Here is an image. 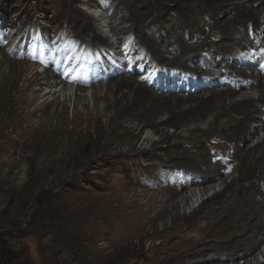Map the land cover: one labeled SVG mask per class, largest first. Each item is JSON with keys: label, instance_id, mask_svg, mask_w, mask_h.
Listing matches in <instances>:
<instances>
[{"label": "bare ground", "instance_id": "6f19581e", "mask_svg": "<svg viewBox=\"0 0 264 264\" xmlns=\"http://www.w3.org/2000/svg\"><path fill=\"white\" fill-rule=\"evenodd\" d=\"M118 3L123 6L117 8ZM263 3L264 0L105 1L102 5L108 12L115 13L117 9L124 12L114 16V20L120 21L112 22L115 34L123 42L135 36L149 50L153 64L148 65L142 58L132 73H110L106 69L101 77L91 74V78L84 80L64 71L69 57L65 56L60 65L56 64L55 55L44 60L40 56L32 64L30 60L38 50L46 55L59 51L67 43L75 60L83 59L88 45L112 47L109 39L97 30L94 17L86 11L72 4L64 6L60 24H68L69 31L65 33L72 42L58 41L53 36L58 46L52 49L44 45L49 27L40 26L32 31L33 25L26 32L20 19H13L11 14L0 22V103L1 92L6 90L9 96L18 95L21 104L30 106L33 114L40 112V116L47 118L54 113V105L61 104L65 109L67 103L60 101L56 91L49 90L41 96L42 87L37 90L33 85L46 81L48 87L62 85L66 89L73 83L78 91L77 103L86 100L83 91L93 89L100 122L93 155L84 154L78 161L65 163L71 167L85 165L88 169L96 163L110 164L112 170L123 168L125 175L124 182L107 188L106 192L102 189L94 202L92 199V203L77 210L78 214L68 217L73 225L83 224L82 229L91 226L97 231L94 264H230L239 258H246L247 264L250 261L247 257L264 243V198L259 189L264 179V136L248 143L260 132L264 134L263 67L262 64L256 67L261 63L258 59L264 62V30L259 26L264 20V6L258 8ZM170 9L179 16L170 18ZM127 20L131 23L129 27L124 25ZM8 23L12 28L6 33L4 25ZM163 27L167 31L165 36L158 33ZM213 28L224 32L220 39L209 37ZM123 35L126 36L122 38ZM74 36L78 39L74 40ZM33 38L38 39L35 45ZM129 44H123L122 54L126 55ZM250 45L260 52L249 66L241 61L238 51L243 52ZM99 59L102 66L109 68L104 55ZM154 63L169 70L177 68V73L188 71L208 79L221 74L227 77L215 83L197 84L191 92L186 88L182 92L166 91L136 76L143 64L153 71ZM41 65L42 72L37 69ZM171 74L164 79L167 86L181 81L180 76ZM234 74L244 75L248 80L234 81ZM218 81L220 84L216 86ZM249 89L259 91L260 95H246ZM30 91L33 96L28 98ZM100 103L104 104L102 108ZM83 104L88 111L89 103ZM205 118H208L206 126L196 124L195 120ZM194 122L196 125L191 126ZM169 127L175 130L171 132ZM148 128L158 138L146 136L138 147ZM202 142L207 144V151ZM145 143L151 146H143ZM58 145L70 149L66 141H59ZM24 161L27 159L14 158L13 163L20 166ZM58 162L43 161L47 165ZM225 172L234 173L230 181ZM218 178L224 185L220 190L204 197L193 210H180L184 200L188 203L197 196L196 191L182 196L188 188L197 186L199 191H206ZM75 179L72 177V181ZM167 217L172 218L171 223L166 222ZM202 220H206L204 225L200 223ZM160 222L167 229H157L156 235L163 237L164 231L168 233L162 253L145 255L142 244L138 248L129 244L133 237H140L143 231L157 227Z\"/></svg>", "mask_w": 264, "mask_h": 264}, {"label": "rangeland", "instance_id": "374dc122", "mask_svg": "<svg viewBox=\"0 0 264 264\" xmlns=\"http://www.w3.org/2000/svg\"><path fill=\"white\" fill-rule=\"evenodd\" d=\"M105 1L114 0H0V22H3V19L11 14L13 19H20L19 22L26 32L33 25H35V28H32V31H35L40 26L49 27L48 32L44 36V45L52 49L56 45L58 46L57 40L63 42L69 40L72 42L71 37L69 38L68 34H66L69 31L68 24H60L65 12L64 6L72 4L94 17L97 30L109 39L112 47L106 44H100L97 47L88 45L85 48L86 55L83 59L75 60L71 55L69 43H67L64 47L60 46L59 51L46 55L38 50L35 56L31 58V64L39 60L40 56L44 60L51 55H55L56 64L60 65L62 60L69 57L64 65V71L69 76L84 80L91 78V74H94L95 78L101 77L103 72H107L106 69L110 73L118 71L130 73L126 68L130 63L129 60L127 63V58L133 54V50H137V53L134 54L145 53L146 62H149L148 65L151 66L153 61L148 54L149 50L138 43L134 38L135 36L130 38L129 44L127 41L123 42L115 34L112 22L116 21L117 23L120 21L114 20V16H121L124 12H120V9H117L115 13L108 12L102 5ZM116 6L117 8L122 7L123 3H118ZM263 6L264 3L259 5L258 8ZM122 10L124 9L122 8ZM168 16L175 18L179 14H177V11L170 9ZM124 25L129 27L131 23L127 20ZM259 26L264 30V20L259 22ZM4 28L5 32L9 33L12 27L8 23L4 25ZM163 28L158 33L165 36L167 31L165 27ZM253 29L255 30L256 28L253 27ZM223 33L220 29L213 28L208 35L210 38L218 40ZM53 36L57 40L52 39ZM125 36L123 35L122 38ZM73 39L76 40L78 38L74 36ZM37 41V38H33L32 44L35 45ZM123 44H129L126 46V55L120 52L121 47L124 46ZM24 46L27 48V40H25ZM243 49L239 58L245 57L241 61L246 62L249 66L251 63L254 64L258 59L259 49L251 45ZM262 51L264 52V50ZM100 55H104L106 60H108L109 68L102 66L99 59ZM258 61L261 63L256 65V67H261L262 64L264 76V62L261 59H258ZM148 65L144 71L143 67L142 69L139 67L136 76L140 79L144 78L150 82L152 81L151 83L166 91L173 89L182 92L186 88V91L191 92L194 91L197 84L215 83L218 79L222 81L227 77L225 74H221L220 76L213 75L208 79L203 75H195L188 71L177 73V68L169 70L164 65H157L156 63H154L155 68L152 71V68L148 67ZM37 69L42 72L44 66L41 65ZM146 72L148 73L146 74ZM169 74L174 77L180 76L181 81L173 86H167L164 83V79L169 77ZM232 76L234 81L248 80L246 76L241 74ZM220 81L215 85L218 86ZM46 84V81H42L41 84L33 85V89L38 90L41 86V96L45 95L49 90L56 91L59 94L60 101L67 103V108L65 109L61 104L54 105V113L48 116L49 118L40 116V112L37 115L33 114L30 106L21 104L22 99L18 95L9 96L6 94V90L1 92L0 229L8 240V248L14 252L6 260V264H94L96 260L95 243H98L96 242L97 231L91 226L82 229L81 226L83 224L73 225V222L68 217L72 213L78 214L77 210L82 206L89 202H94L96 195L101 193L102 189L103 192H106L107 188H112L120 181L124 182L125 175L122 173L123 168L117 167V169L112 170L110 164L104 166L96 163L89 169L85 165L80 167L70 166L71 163L78 161L84 154L93 155L92 148L95 146L100 123L98 121V110H96L92 97L93 89H87L82 92L83 96L84 94L87 95L86 100L83 102L89 103L88 111H85L83 102L78 101L77 103L76 92L78 91L75 84L69 83L66 89H63L62 85L48 87ZM31 92L26 97H32L33 92ZM247 92L246 95L253 94L256 97L260 95V92L255 89H249ZM49 101H51V97ZM74 105L77 106L74 107ZM103 105V103H100L101 108ZM208 117L212 116L209 115ZM206 119L208 120V118H205L195 120V122L206 126L208 124ZM195 122L191 126L196 125ZM169 130L173 132L175 128L169 127ZM259 131L263 132L262 129ZM259 135L264 136L260 132L257 135L258 137H253L248 143L256 142L259 139ZM142 136L143 138L140 139L138 147L142 145L146 136L152 140L158 138V135L149 128L143 132ZM59 141L68 142L70 149L61 148L58 145ZM145 145L150 147L151 143H145L143 146ZM202 145L207 151V144L202 142ZM85 146L88 147L87 150H83ZM123 148L125 149L127 146H123ZM14 158L15 160L26 158L27 161H24L20 166H15L13 163ZM52 159L60 160V162L57 165L43 163L44 160ZM66 160L70 161V164L67 165L65 163ZM143 160L145 159L143 158ZM85 175H87V180ZM233 175L234 173L231 172L224 173L228 181L232 179ZM72 177H76V179L72 181ZM138 177L139 175L135 178ZM216 180L213 183L214 185H211L206 191H199L197 186L188 188L187 192H184L182 196L191 195L195 191L197 196L195 195L188 203L184 200L180 210L189 212L197 207L204 197L206 198L215 191L220 190L224 185L221 184V179L218 178ZM99 185L101 186L100 189L98 188ZM259 189L263 192L264 198V179L259 184ZM182 196L180 199H182ZM81 221L78 223H81ZM171 221L172 218L167 217L166 222L171 223ZM205 222L206 220H202L200 223L204 225ZM164 228L167 229L166 225L160 222L157 227L143 231L140 237H133L129 244L137 248L142 244V250L145 255H156L157 251L162 253L165 245L163 241H167L165 237L168 233L164 231V236L159 237L156 235V231ZM190 229L188 228L187 231L193 233ZM157 247L160 249L156 250ZM249 258L250 261L247 264L264 263V243L247 257V259ZM245 261L246 258H239L237 261H230L229 263L245 264Z\"/></svg>", "mask_w": 264, "mask_h": 264}, {"label": "trees", "instance_id": "16d2710c", "mask_svg": "<svg viewBox=\"0 0 264 264\" xmlns=\"http://www.w3.org/2000/svg\"><path fill=\"white\" fill-rule=\"evenodd\" d=\"M7 244H8V240L1 233V229H0V264H6V260L10 258L12 253H14L12 252V250L8 248Z\"/></svg>", "mask_w": 264, "mask_h": 264}, {"label": "clouds", "instance_id": "9594fccd", "mask_svg": "<svg viewBox=\"0 0 264 264\" xmlns=\"http://www.w3.org/2000/svg\"><path fill=\"white\" fill-rule=\"evenodd\" d=\"M134 53H137V50H133V54ZM132 54V56H131V58H129L128 60H129V65H128V67L126 66V68H127V71L129 72L130 71V73L135 69V65H136V63L138 62V60H140V59H142V58H144L145 59V62H146V58H145V53H141V54H134L133 55ZM242 54V52L241 51H239V54H238V56H240ZM243 57H245V56H242L241 57V59H243ZM147 63V62H146ZM147 65H143V66H141V69H142V67H143V71H144V69H145V67H146ZM143 71H141V72H143ZM148 72H146V74H147ZM146 74H144L145 76H148V75H146ZM150 75V74H149ZM149 78V77H148ZM150 79V78H149Z\"/></svg>", "mask_w": 264, "mask_h": 264}]
</instances>
